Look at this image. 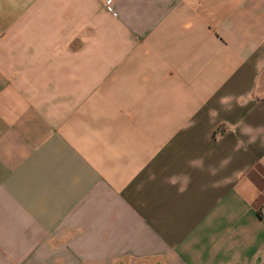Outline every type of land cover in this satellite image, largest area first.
Wrapping results in <instances>:
<instances>
[{
  "label": "crops",
  "instance_id": "0c3cea01",
  "mask_svg": "<svg viewBox=\"0 0 264 264\" xmlns=\"http://www.w3.org/2000/svg\"><path fill=\"white\" fill-rule=\"evenodd\" d=\"M0 264H264V0H0Z\"/></svg>",
  "mask_w": 264,
  "mask_h": 264
}]
</instances>
